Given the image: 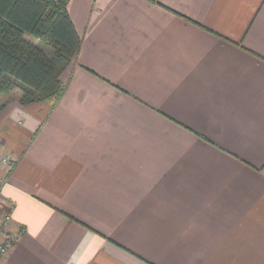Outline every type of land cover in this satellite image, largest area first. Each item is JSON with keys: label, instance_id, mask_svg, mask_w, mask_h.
I'll use <instances>...</instances> for the list:
<instances>
[{"label": "crops", "instance_id": "0c3cea01", "mask_svg": "<svg viewBox=\"0 0 264 264\" xmlns=\"http://www.w3.org/2000/svg\"><path fill=\"white\" fill-rule=\"evenodd\" d=\"M66 8L62 97L0 94V264H264V0Z\"/></svg>", "mask_w": 264, "mask_h": 264}, {"label": "trees", "instance_id": "16d2710c", "mask_svg": "<svg viewBox=\"0 0 264 264\" xmlns=\"http://www.w3.org/2000/svg\"><path fill=\"white\" fill-rule=\"evenodd\" d=\"M67 1L0 0V94L18 88L20 105L54 106L65 93L81 44Z\"/></svg>", "mask_w": 264, "mask_h": 264}, {"label": "built area", "instance_id": "2783aa9c", "mask_svg": "<svg viewBox=\"0 0 264 264\" xmlns=\"http://www.w3.org/2000/svg\"><path fill=\"white\" fill-rule=\"evenodd\" d=\"M16 161L17 158L15 156L0 150V170L5 171V176L0 178V262L6 258L19 237L24 233V228L15 225L13 221L14 204L12 202H4L2 197V188L7 181V177L11 174Z\"/></svg>", "mask_w": 264, "mask_h": 264}, {"label": "rangeland", "instance_id": "374dc122", "mask_svg": "<svg viewBox=\"0 0 264 264\" xmlns=\"http://www.w3.org/2000/svg\"><path fill=\"white\" fill-rule=\"evenodd\" d=\"M9 92H10V91H9ZM9 92H8V93H9ZM6 94H7V93H6Z\"/></svg>", "mask_w": 264, "mask_h": 264}]
</instances>
